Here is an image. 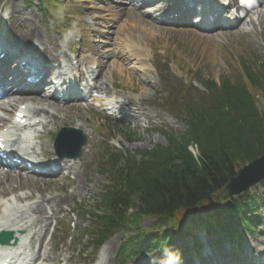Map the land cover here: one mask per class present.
Here are the masks:
<instances>
[{
  "label": "trees",
  "instance_id": "obj_1",
  "mask_svg": "<svg viewBox=\"0 0 264 264\" xmlns=\"http://www.w3.org/2000/svg\"><path fill=\"white\" fill-rule=\"evenodd\" d=\"M254 84L264 90L259 80L255 79ZM226 95L227 109L211 114L213 122L201 143L199 161L180 145L161 152L153 162L142 166L145 172L134 184L142 210L168 212L174 207L194 204L208 197L234 166L264 150V111L258 109L253 97L242 87L227 85ZM221 118L229 121L220 123ZM129 201L128 197L123 204Z\"/></svg>",
  "mask_w": 264,
  "mask_h": 264
},
{
  "label": "rangeland",
  "instance_id": "obj_2",
  "mask_svg": "<svg viewBox=\"0 0 264 264\" xmlns=\"http://www.w3.org/2000/svg\"><path fill=\"white\" fill-rule=\"evenodd\" d=\"M262 33L261 32H257L256 33V38H258V44L262 47H264V37L262 38ZM226 38H230L231 40H225ZM221 40H216V39H212L211 43H213L212 48H215L214 44H221V49L224 50L225 53H228L229 55L235 57L238 56V54H243V52H240L241 48L238 46V44H231L230 42H235L236 38L233 36H221L220 37ZM151 41L157 43V44H167L169 46L174 47L179 54H181L182 58L186 59L188 61V63L194 67V66H198L196 64V62H198L200 60V52L201 50H199L197 48V46H193L192 48H189L187 51H183V48L187 45V44H192L196 41L191 40V35L189 34H181V33H172V34H167L166 37H157L155 36L153 39H150ZM179 43V45H178ZM200 45H204L203 43H198ZM190 52V53H188ZM188 53V54H187ZM210 57V56H208ZM194 60H197L196 62ZM208 59H205L204 62L202 64L205 63V65L207 64L206 61ZM211 60V59H210ZM212 63L214 64L213 60ZM212 63L209 65V67L212 66ZM206 70V68H205ZM259 106L264 109V97L260 98V103ZM154 222V218L152 217H144L142 219L141 224L143 225V227L147 228L149 227L152 223Z\"/></svg>",
  "mask_w": 264,
  "mask_h": 264
},
{
  "label": "clouds",
  "instance_id": "obj_3",
  "mask_svg": "<svg viewBox=\"0 0 264 264\" xmlns=\"http://www.w3.org/2000/svg\"><path fill=\"white\" fill-rule=\"evenodd\" d=\"M71 34H72L71 32L68 33V35H71ZM174 260H175V264H179V254L178 253L174 255Z\"/></svg>",
  "mask_w": 264,
  "mask_h": 264
},
{
  "label": "bare ground",
  "instance_id": "obj_4",
  "mask_svg": "<svg viewBox=\"0 0 264 264\" xmlns=\"http://www.w3.org/2000/svg\"><path fill=\"white\" fill-rule=\"evenodd\" d=\"M117 74H118L119 77H122V75L119 72H117Z\"/></svg>",
  "mask_w": 264,
  "mask_h": 264
}]
</instances>
